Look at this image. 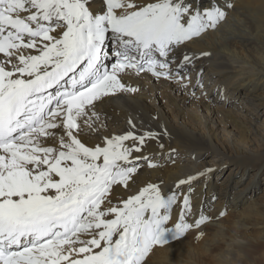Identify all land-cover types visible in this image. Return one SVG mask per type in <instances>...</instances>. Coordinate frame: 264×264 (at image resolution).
Here are the masks:
<instances>
[{
  "label": "snow or ice",
  "instance_id": "obj_1",
  "mask_svg": "<svg viewBox=\"0 0 264 264\" xmlns=\"http://www.w3.org/2000/svg\"><path fill=\"white\" fill-rule=\"evenodd\" d=\"M226 18L217 4L191 0H0V264H144L165 231L183 236L209 219L186 222L193 190L180 189L212 168L167 194L148 183L119 204L110 198L143 163L158 166L133 152L168 135L163 125L138 133L129 118L128 129L101 142L80 136L82 125L99 131L96 103L138 90L123 81L128 71L175 73L187 87L195 57L173 68L175 50ZM181 195L179 220L166 229Z\"/></svg>",
  "mask_w": 264,
  "mask_h": 264
},
{
  "label": "bare ground",
  "instance_id": "obj_2",
  "mask_svg": "<svg viewBox=\"0 0 264 264\" xmlns=\"http://www.w3.org/2000/svg\"><path fill=\"white\" fill-rule=\"evenodd\" d=\"M191 3L199 8L215 3L227 11V18L175 50L173 68L184 54L195 57L184 75L187 87L181 86L175 73L168 79L128 71L122 74L123 81L138 90L96 103L99 120L94 118V126L99 131L82 125L80 138L91 145L104 136L121 134L128 129L129 118L138 133L162 132V125L167 128L168 135L159 141L147 140L142 153L133 152V157L152 155L158 166L148 168L143 163L127 188L115 186L110 196L113 204L137 194L148 183H157L167 194L181 178L208 168L219 170L214 181L212 171L180 189L181 193L193 190L186 222L194 223L200 215L209 219L173 238L181 195L165 225L172 228L162 236L166 243L154 246L144 264H264V187L261 199L250 194L264 183V0ZM202 52L210 55L201 56ZM198 79L202 87L196 86ZM170 149L176 150L171 157ZM214 197L217 200L212 203ZM225 209L226 215L221 217L219 213Z\"/></svg>",
  "mask_w": 264,
  "mask_h": 264
},
{
  "label": "rangeland",
  "instance_id": "obj_3",
  "mask_svg": "<svg viewBox=\"0 0 264 264\" xmlns=\"http://www.w3.org/2000/svg\"><path fill=\"white\" fill-rule=\"evenodd\" d=\"M205 83V81L203 80V84ZM207 83H209V82H207ZM207 86H210V84H208ZM214 98V97H213ZM150 156H152V155H150ZM231 165H228L222 172H221V174H220V176H219V178L217 179L218 180V182H220L222 179H223V177L225 176V172H226V170H227V168L228 167H230ZM219 173V170H215L214 171V174H213V181L215 180V178H216V176H217V174ZM215 175V176H214ZM262 187H264V183H261V187L259 188L258 187V190L257 191H255L254 193L253 192H251L250 194H252V196L254 197V198H256V199H261L260 197H262L261 196V193H260V189L262 188ZM247 191H249V189H246L245 190V193L247 192ZM249 193V192H248ZM253 198V199H254ZM217 200V197H214L212 200H211V202L212 203H214L215 201ZM211 203V204H212Z\"/></svg>",
  "mask_w": 264,
  "mask_h": 264
}]
</instances>
